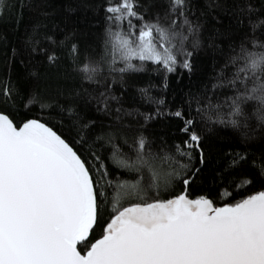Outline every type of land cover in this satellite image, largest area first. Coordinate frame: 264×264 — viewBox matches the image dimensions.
Masks as SVG:
<instances>
[{"label": "trees", "instance_id": "trees-1", "mask_svg": "<svg viewBox=\"0 0 264 264\" xmlns=\"http://www.w3.org/2000/svg\"><path fill=\"white\" fill-rule=\"evenodd\" d=\"M138 3L146 21L168 28L177 20L175 30L188 36L184 47L193 53L191 71L178 64L168 73L161 65L138 60L133 64L141 70L111 71L104 55L112 26L106 19L107 0H4L0 8V110L15 114L17 124L32 118L48 121L65 138L77 141L104 193L103 219L78 245L82 253L102 236L120 193L117 185L148 183L146 170L141 179V173L116 163L136 159L141 137L147 142L145 151L156 154L169 176L167 188L159 189L160 199L186 191L191 199L204 196L221 207L264 191V105L245 98L259 81L241 73L243 83H230L243 66V60L233 63L242 49L264 53V0H186L184 16L192 32L184 17L170 11L169 0ZM133 23L139 27L142 22ZM122 28L126 30V23ZM193 40L199 47H192ZM89 61L100 67L92 81L78 71ZM5 85L13 90L11 98L3 96ZM32 94L51 107H25ZM237 97L241 115L233 116ZM177 111L182 117L174 115ZM188 119L193 124L185 132ZM233 119L238 126L230 123ZM192 131L201 137L198 148L184 146ZM176 145L190 156L179 155ZM164 157L167 162L161 163ZM184 179L189 180L187 187ZM133 199L121 194L120 202Z\"/></svg>", "mask_w": 264, "mask_h": 264}, {"label": "snow or ice", "instance_id": "snow-or-ice-1", "mask_svg": "<svg viewBox=\"0 0 264 264\" xmlns=\"http://www.w3.org/2000/svg\"><path fill=\"white\" fill-rule=\"evenodd\" d=\"M169 4L172 13L184 17L188 32L194 31L184 16L186 0H169ZM4 6L0 0V8ZM139 7L138 0H107L106 19L114 26L109 27L105 41L110 70H141L133 64L138 60L161 65L168 73L175 72L178 64L191 71L193 53L184 47L188 36L175 30L177 20L163 27L158 21H146L137 11ZM133 19L142 22L139 27ZM125 23L126 30L122 28ZM192 47H199V41L193 40ZM76 50L73 45V53ZM180 55L182 62L178 61ZM239 60L244 61L243 66L230 83H243L241 73L247 79L255 78L259 83L245 98L264 105V53L255 55L242 49L233 63ZM116 64L124 67L116 68ZM78 71L92 81L100 67L89 61ZM12 91L5 85L3 96L11 98ZM43 99L32 94L25 107H51ZM239 99L233 100V116L241 115ZM174 115L183 114L177 111ZM230 123L238 126L235 119ZM192 124L191 119L185 120L183 131L189 132ZM54 127L36 118L17 124L15 114L0 110V264H264V191L221 207L204 196L191 199L186 191L160 199L159 189L167 188L169 176L157 164L156 154L145 151L143 137L134 161L116 159V163L141 173V179L146 170L148 183L142 186L137 180L117 185L120 193L101 238L82 254L78 245L85 243L103 219L104 193L76 147L77 141L65 138ZM200 139L192 131L184 146L198 148ZM176 152L190 156L180 145ZM166 162L167 157L161 158V163ZM183 184L187 187L189 180L184 179ZM153 190L155 195H150ZM121 194L134 199L122 204Z\"/></svg>", "mask_w": 264, "mask_h": 264}, {"label": "water", "instance_id": "water-1", "mask_svg": "<svg viewBox=\"0 0 264 264\" xmlns=\"http://www.w3.org/2000/svg\"><path fill=\"white\" fill-rule=\"evenodd\" d=\"M95 227V226H94ZM91 233V232H90ZM90 233H89V236H90ZM89 236L86 238V240H88ZM101 238V237H100ZM83 254V253H82Z\"/></svg>", "mask_w": 264, "mask_h": 264}]
</instances>
